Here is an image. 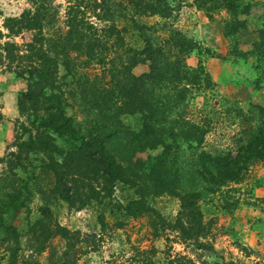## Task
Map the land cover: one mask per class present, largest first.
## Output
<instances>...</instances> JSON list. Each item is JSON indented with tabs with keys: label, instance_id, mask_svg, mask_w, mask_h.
Segmentation results:
<instances>
[{
	"label": "rangeland",
	"instance_id": "rangeland-1",
	"mask_svg": "<svg viewBox=\"0 0 264 264\" xmlns=\"http://www.w3.org/2000/svg\"><path fill=\"white\" fill-rule=\"evenodd\" d=\"M67 1L43 0L46 13L53 14L52 22L49 20L50 24L42 29L43 35L64 31ZM167 4L169 17L153 15L139 22L146 27L155 46H163L172 32H178L194 44L192 51L182 58L186 68L179 79L180 86H185V92L178 93L182 102L166 117L176 120L182 130L189 131L190 136L194 133V137L186 141L164 138L171 146L166 165L171 170L175 168V180L182 186L186 182H202L198 176L194 180L188 178L199 152L227 161L236 154H244L248 142L264 132V112L257 109L264 108V46L254 47L264 42V0H167ZM28 9V0H0V46L12 40L17 45L31 41L32 31L22 32L11 40L4 38L3 28L4 19L18 17ZM92 22L98 27L108 24ZM121 41L122 46L105 53L107 58H124L129 50L142 48L141 37L129 27L121 34ZM166 54L161 49V55L154 57L159 63L173 62ZM80 63L81 59L75 60V65H79L75 79L70 76L62 79L64 71L61 67L57 70L64 115L76 121L90 119L89 114L84 117L82 113L76 81L92 82L96 92L113 88L114 78L121 83L125 81L123 73L108 72L107 66L91 64L84 68ZM147 70L145 62L130 72L137 76ZM27 84L0 64V159L15 150L12 144L18 126L26 125L25 116L17 111V100ZM119 103L117 99L112 106L115 108ZM109 122L112 127L120 122L117 136L121 137L139 126L137 117L130 115H121ZM177 131L174 126L173 132ZM20 141H26V135ZM111 144L113 149L118 147L113 140ZM161 151L152 142L150 149L136 153V157L144 160L158 156ZM172 158L173 166L168 162ZM2 169L0 162V176ZM210 172L214 173L213 169ZM151 175L149 180L154 176L152 172ZM130 199H133L132 191L117 185L109 201L78 211L68 208L61 200H49L46 207L51 220L69 233H79L74 237V257L63 262L62 256L69 252L58 236L43 241L41 252L34 253L26 247L27 228L38 218L42 203L34 194L26 209L19 210L12 221L19 234L14 264H168L170 261L172 264H264V158L251 163L235 183L202 193L198 201L202 233L197 239L198 245L180 239L175 224L180 207L178 198L167 194L150 197L147 200L150 214L127 217L117 205ZM10 249L9 243L0 240V264H9Z\"/></svg>",
	"mask_w": 264,
	"mask_h": 264
},
{
	"label": "trees",
	"instance_id": "trees-1",
	"mask_svg": "<svg viewBox=\"0 0 264 264\" xmlns=\"http://www.w3.org/2000/svg\"><path fill=\"white\" fill-rule=\"evenodd\" d=\"M28 3L30 9L18 17L4 19V38L12 40L22 32L31 31L34 37L20 45L12 40L0 46V64L28 82L17 100V111L25 116L26 125L18 126L12 144L15 150L0 159L3 165L0 240L11 245L8 263L14 264L19 244V234L12 221L19 210L26 209V203L34 194L42 203L38 218L27 228L29 242L26 247L34 253L41 252L43 241L58 236L69 252L62 256L64 262L74 257V237L79 233H69L55 224L47 202L58 199L78 211L109 201L117 185L133 194V199L117 205L127 217L150 214L152 211L147 203L150 197L167 194L178 198L180 207L175 224L180 239L198 245L197 239L202 237L200 196L235 183L251 163L264 158V132L248 142L244 154H236L227 161L225 158L221 162L199 152L188 178L194 180L198 176L202 182H186L181 186L175 180V168L171 170L166 165L165 158L171 146L164 138L186 141L194 137V133L190 136L189 131L182 130L176 120L166 118L182 102L178 95L185 92V86L181 87L179 81L186 73L182 58L192 51L194 44L178 32H172L166 42L162 41L163 46H155L152 36L139 22L153 15L169 17L167 0H68L63 14L64 31L48 35H43L42 29L50 24L49 20L52 22L53 14L46 13L43 0H28ZM92 21L108 24L98 27ZM127 27L141 37L142 48L129 50L124 58H107L106 52L122 46L121 34ZM262 46L264 42L254 44L257 48ZM161 49L166 50L173 62L163 60L159 63L154 55H161ZM76 59H81L80 66L84 68L91 64L107 66L108 72L114 70L116 75H125L124 82L114 78V87L102 92H96L92 82L86 79L80 83L76 81L82 113L84 117L89 114V120L76 121L63 112V93L58 80L68 76L75 79L79 66L75 65ZM145 62L148 63L147 72L137 76L131 74L137 64ZM58 67L65 74L61 78L57 76ZM116 67L122 71L118 72ZM117 99L120 103L114 108L112 105ZM257 109L264 112V108ZM121 115L136 116L139 124L137 130L124 137L117 136L120 122L113 127L109 122ZM174 126L178 128L176 133ZM23 135L26 141H20ZM112 140L118 144L117 149L112 148ZM152 142L162 148L158 156L144 160L136 157V153L150 149ZM173 147L176 148V144ZM168 162L174 165L173 158ZM151 172L154 176L149 180ZM168 264H172L171 261Z\"/></svg>",
	"mask_w": 264,
	"mask_h": 264
}]
</instances>
